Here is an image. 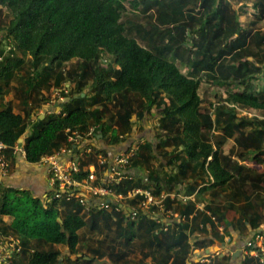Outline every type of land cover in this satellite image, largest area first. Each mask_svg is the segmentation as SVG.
Returning a JSON list of instances; mask_svg holds the SVG:
<instances>
[{
	"label": "trees",
	"instance_id": "16d2710c",
	"mask_svg": "<svg viewBox=\"0 0 264 264\" xmlns=\"http://www.w3.org/2000/svg\"><path fill=\"white\" fill-rule=\"evenodd\" d=\"M113 2L0 0V10L7 7L11 16L5 44L0 41V60L8 54L0 64V141L8 147V175L16 166L15 148L23 142L27 119L50 102L44 96L38 103L31 104L28 99L46 88L60 92L66 101L59 113L49 111L44 119H38L33 134L24 139L28 163H40L64 149L78 150L70 138L80 135L89 140L85 141L86 150L91 149L90 154L85 152L88 160L80 158L81 165H93L98 176L94 185L106 186L102 179L110 163L99 165L98 157L110 162L116 154L129 150L131 144L119 145L137 122L156 111L163 116L158 125L164 134L157 143L145 142L129 166V170L146 171L147 181L154 186L126 178L112 189L124 196L134 189H150L157 196L178 193L183 187L185 196L198 192L196 199L181 202L166 196L161 203L164 211L154 205L146 212L141 207L145 197L136 195L127 198V206L117 211L118 206L109 210L94 204L85 207L79 199L67 200V195L56 199L53 190L42 199L30 189L0 182V237L17 236L22 242L20 253L14 254L10 264H63V253L54 248L56 245L77 255V262L71 255L65 257L71 263L94 264L108 257L112 264H128V253L118 247L128 249L133 242L144 249L142 261L136 264H148V259L151 264H188L191 252L197 250L210 262H200L195 256L193 264H231L230 255L212 259L214 254L207 250L225 243V237L234 239L233 234L247 241L249 234L256 232L253 246H246L251 250L257 236H264L259 232L264 223V173L239 162H263L264 119L240 117L229 106L264 113V89L257 91L254 84L264 76V30H245L234 0L147 1L145 12L156 9L149 29L136 22H122L125 7L118 0L120 11H116ZM253 10L258 22L262 21L264 0H255ZM103 53L112 57L106 69L100 66ZM27 57L31 63L26 77L21 76L24 87L17 90L25 99L21 112L16 113L12 104L4 103L3 94L12 78L19 76ZM72 60L79 62L74 72H54ZM177 60H186L188 74L181 72ZM203 76L228 87L225 103L216 104L213 113L202 107L199 89ZM91 130L95 134L87 136ZM214 131L222 134L215 144L211 140ZM98 136L104 147L93 145ZM228 139L236 140L239 148L225 154L222 148ZM161 148L165 150L160 153ZM153 161H160L162 169L153 168ZM87 176L88 172H82L77 179ZM199 182L204 187L199 188ZM207 191H212L213 198L221 193L227 196L223 203H207L201 210L197 205ZM126 209L137 211V219L132 220ZM167 211L173 214L167 216ZM231 211L237 214L235 222L226 219ZM224 224L221 235L218 227ZM107 232H114L116 238ZM195 232L199 237L191 244ZM101 235H105L103 240ZM263 260L260 250L259 256L248 255L242 264H264Z\"/></svg>",
	"mask_w": 264,
	"mask_h": 264
},
{
	"label": "rangeland",
	"instance_id": "374dc122",
	"mask_svg": "<svg viewBox=\"0 0 264 264\" xmlns=\"http://www.w3.org/2000/svg\"><path fill=\"white\" fill-rule=\"evenodd\" d=\"M114 1L113 2V7L116 11H120V6H119V2L118 0H111ZM122 1L125 10L122 11V17H121V21L124 23H139L142 26L146 27V29H149V24L150 22L154 19V16L156 14V9L150 10V11H144L145 8V2L148 3L150 0H120ZM148 1V2H147ZM255 4V0H234V6L235 9L239 12V21L242 23L243 28L245 30H250L252 29L253 31H263L264 30V19L260 22H258L257 17L254 15V10H253V5ZM137 5V6H136ZM241 9V10H240ZM153 18V19H152ZM11 16H10V12L8 11L7 7H1L0 10V41H4L5 35H6V27L8 26L9 22H10ZM134 36H137V34L135 33ZM7 42V41H6ZM8 43H11L10 41H8ZM3 44H5V41L3 42ZM192 41H189V45L190 47L192 46ZM183 50L179 51V53H182ZM188 53V52H185ZM8 54H6L7 56ZM6 56L2 57V59L0 60V64L1 62L5 61ZM112 57H110L109 55H107L106 53H103L101 56V61H100V66L104 69H106L108 63L110 62ZM185 59H188V54L186 55ZM26 64L20 69V74L19 76L13 77L12 81L10 82V85L7 86L4 91L5 94H3V98H4V103H10L13 105V110L14 112L18 113L20 111V107H23V101L25 98L22 97V95L17 91L18 89H20L24 83L22 82L21 76L23 75L24 77H26V72L29 69L30 63H31V58L27 57L26 58ZM186 60L184 61H180L177 60L175 61V64L180 68L181 72L183 74H188V72L190 71V69L188 68V66L185 64ZM79 66V62L77 60H72L69 62H63L61 64V66L56 67L55 68V73H59V72H63V73H68L70 72H74ZM92 82V80H89V85ZM50 85V82L48 83ZM256 85L257 91H262V89H264V76L255 81L254 83ZM89 85H86L84 89H88ZM68 86V85H67ZM24 87V86H23ZM227 86H223V85H218V84H213L211 83L209 80H207L206 77H202V82H201V86L199 89V95L203 101L202 103V107L208 111H210L211 113H213L214 110V106L218 103H225V99L227 98ZM231 89L233 90H240L238 87L236 86H231ZM60 93V92H59ZM61 97H63V94H60ZM49 97L50 98V104L52 105V102L56 103V101L58 100V97L56 95V92L53 91V89L50 91H46V88H42L41 90H39V93H33L32 97L29 100V103H35V102H40L42 97ZM64 98V97H63ZM48 103V104H49ZM229 105V104H228ZM230 107L235 108V110L238 112L240 117H246L249 119H264V113L254 110V109H246V108H242L241 106L238 105H234V104H230ZM52 107V106H51ZM54 108V107H53ZM43 108L38 109L37 111L34 112L35 114V119L33 120L32 117H30L29 119H27V123H28V127H27V131L26 134L28 133L29 136L32 135L33 130H34V125L36 123V121L39 119V115H41L43 113ZM57 111L58 113L60 112V109L58 110H54ZM21 112V111H20ZM47 115V113H46ZM110 115V114H109ZM163 116L160 113H157L156 111L150 115H148L144 120H140L139 122H137V125L134 127V131L132 132V134L130 136L127 137V139H135V141L140 142V147L142 145L145 144V142H153V143H157L158 141V137H160L161 135L164 134L163 129H161L158 125V123L160 122L161 118ZM136 120V118L134 117V121ZM92 134L90 136H93L95 133L94 131L91 132ZM222 134L218 131H214L211 133V140L212 142L215 144L218 141H220ZM96 143V147H101L100 143L102 145L103 141H101V139H95ZM104 145V143H103ZM95 146V145H94ZM239 145H237L236 140H226L223 144V151L225 152V154H229L231 149H238ZM181 148H179L180 150ZM165 150V148H161L159 150V152H163ZM168 151H171V148L167 149ZM178 150V151H179ZM140 151V149H139ZM177 151V152H178ZM91 149H88L86 151L87 154H90ZM157 151V154L159 153ZM82 159H84L85 161L88 160L87 156L85 154L81 155ZM103 157L99 156L97 159V162L100 165V162L102 161ZM236 161H239L238 158H234ZM240 164H242L244 167H247L248 169L257 171L258 173H264V160L262 163H256L254 161H239ZM153 168H158V169H162V165L160 161H153ZM160 171H164V170H160ZM134 172V176L136 178V180H142L143 183L145 185H153L155 183L152 184V182L147 181V173L144 170H133ZM98 177V176H97ZM161 177H163V175H161ZM154 186V185H153ZM199 188L204 187V183L203 182H199ZM178 193H171V194H167V193H163L161 195H163L164 197L166 196H170L172 199H179L181 202H184L185 199V194H184V189L183 187H179L178 188ZM212 191H207L206 193L204 192L201 196H200V203L198 204L199 206L201 205V207H204V205L207 203H215V204H219V203H223L225 201V197L227 196V193H221L220 196L213 198ZM198 193V192H197ZM197 193H195L193 196H190L189 199L195 200ZM184 195V196H183ZM160 197V196H159ZM157 199V198H156ZM147 201V199H146ZM122 204L127 206L126 203V199L122 201ZM197 205V206H198ZM124 212H128V210L126 209ZM226 219L230 222H235L237 219V214L234 213L233 211L227 213V217ZM8 221V223H10V220H6ZM219 227L223 228L222 231H220ZM218 227V230L220 233H225V227L226 225H220ZM230 231L232 232V230L230 229ZM262 232H264V223L262 224ZM83 232L87 233V229L83 230ZM108 233V232H107ZM246 233V231H245ZM109 234V233H108ZM247 234V233H246ZM111 236V238H116V234L110 233L109 234ZM251 234H249L250 236ZM100 240H103L105 238V235H101L99 236ZM228 238V237H227ZM195 239H197V237L195 238L194 236L190 237V243L193 244ZM233 240V239H232ZM232 240L229 241V243L232 242ZM3 241H8L9 245L11 247H13L15 245V250L12 255V257L8 260L7 264H10L12 262V260L14 259V254H19L21 249H22V242L20 237L17 236H7V237H0V242ZM13 241L15 242V244H12ZM90 241L89 243L92 242V238L91 236H89L88 240ZM86 241V243H87ZM225 243H228L225 240ZM220 243H217L216 245L212 246L210 248V251L213 255L212 259H217L218 255H221L222 253L228 254L231 257V264H242L243 259L248 256H259L260 255V250L262 251V253L264 254V236H259L256 241H255V249H249L244 253V256H240L235 260H232V255L235 252L232 251H226L223 250L220 246ZM83 244L80 243L79 248L82 247ZM94 248H96L98 246V244H93ZM50 247H46V249H49ZM55 249L61 251L63 253L62 256V261L63 264H76V263H71L68 261H65V257L70 256V250L66 247V246H62V245H56L54 247ZM104 249V248H103ZM120 249H122L123 251L128 253V256L126 257V260L128 264H136L140 261H142V253L144 251V249L137 244V242H133V244L128 248L125 249L123 248H119L118 247V251H121ZM230 249V248H229ZM243 249V248H242ZM105 250V249H104ZM232 253V254H231ZM204 253L200 250H197L196 252L192 251L190 254V259L188 261V264H193L192 263V259L195 258L196 259L199 258L201 260V258L203 260V262H210L207 259H204L203 256ZM202 256V257H201ZM71 259L75 262H77L78 257L77 255H71L70 256ZM77 257V259H75ZM148 264H151V259H148L146 261ZM264 262V260H263ZM78 264H82V263H78ZM94 264H112V261L108 258L105 257L104 259H100L97 260Z\"/></svg>",
	"mask_w": 264,
	"mask_h": 264
},
{
	"label": "built area",
	"instance_id": "2783aa9c",
	"mask_svg": "<svg viewBox=\"0 0 264 264\" xmlns=\"http://www.w3.org/2000/svg\"><path fill=\"white\" fill-rule=\"evenodd\" d=\"M92 132V130H91ZM89 133L87 136H90L92 133ZM70 141H74L75 147H78L79 144L86 141L80 135L71 137ZM7 145L0 141V169L3 176L8 175L9 162L6 158ZM140 149V142L135 141L131 144V148L127 151L120 152L116 154L111 161H107L105 158L102 159L100 165L105 163H110V168L102 179L106 186H96L94 182L97 180L96 169L93 165L82 166L79 158H72L69 160H62L61 156L63 154H72L73 150H62L60 153H57L52 156H47L42 159V162L48 165L49 178L51 183V190L54 191V197L56 199L62 198L64 195H67V200L72 198L79 199L81 204L85 207L91 204H94L99 209L109 210L113 206H118L117 211L124 208L122 201L127 198H132L136 195H143L145 201L141 203V207L144 211L149 212L151 207L157 205L164 211L163 206L161 205L162 201L166 198L163 195L156 196L153 194L152 190L146 189H134L128 192L127 196L122 194H117L113 189L115 183H120L124 179H135L134 173L129 170L131 159L136 156ZM15 151L18 154H25L22 146H17ZM82 172H88V176L82 180H78L77 176ZM184 196V195H183ZM157 198V199H156ZM190 197L185 196L184 201ZM147 199V201H146ZM129 211V210H128ZM130 212V211H129ZM131 219H137L138 212L132 210L130 212ZM129 214V215H130ZM165 214V213H164ZM173 213L167 211L166 215L170 216ZM176 217L177 215L174 214ZM167 221V220H164ZM222 231V227L220 228ZM224 234V233H223ZM221 233V235H223ZM259 236H257L258 238ZM227 242L230 241V238L225 237ZM12 244H15L13 241ZM246 246H253L251 241L246 244ZM243 248V252L247 251V247ZM255 247V245H254ZM15 245L11 247L8 241L0 242V264H7L8 260L12 257L14 252ZM203 260V259H201ZM200 262H203L201 261Z\"/></svg>",
	"mask_w": 264,
	"mask_h": 264
},
{
	"label": "crops",
	"instance_id": "0c3cea01",
	"mask_svg": "<svg viewBox=\"0 0 264 264\" xmlns=\"http://www.w3.org/2000/svg\"><path fill=\"white\" fill-rule=\"evenodd\" d=\"M56 95L58 97V100L56 103L52 102V105L49 103L43 107V113L39 115V119H44L46 116V113H50L49 111H54L58 109H62L61 104H63L66 100L61 97L59 92H56ZM52 106V107H51ZM54 107V108H53ZM57 112V111H56ZM35 114H33V120L35 119ZM34 131V130H33ZM33 134V133H32ZM29 137V134H25L24 139ZM99 139H101L100 136H98ZM23 139V142L20 144V146H24L25 140ZM89 143V140H87ZM86 141V142H87ZM86 142H82L81 144L78 145V150L73 151L72 154H63L61 156L62 160H69L72 158H79L82 157V154H86L85 152L86 148H88ZM135 142V139H126L124 143L120 144L119 146H124L127 147L128 145L132 144ZM96 141H94L93 145L96 146ZM100 146L104 147L103 143ZM133 172V170H131ZM134 173V172H133ZM0 182H3L6 186L9 187H14L18 189H30L33 191L35 196H38L42 199L46 198V194L48 191L51 190V183H50V178H49V172H48V165L44 162H40L37 164H31L26 161V156L25 154H18L17 158V163L16 166L9 175L3 176L2 171L0 169ZM164 193V192H163ZM159 196V195H157ZM199 209H203L201 205H198ZM234 239L232 240L231 243H226L228 246L227 251H236L238 249H242L241 245L246 241L243 240L240 235L233 234ZM191 236L199 237L198 232L193 233ZM230 248V249H229ZM225 253H222L221 255L223 256ZM232 254V253H231ZM241 256H244V253H242Z\"/></svg>",
	"mask_w": 264,
	"mask_h": 264
},
{
	"label": "water",
	"instance_id": "95a60500",
	"mask_svg": "<svg viewBox=\"0 0 264 264\" xmlns=\"http://www.w3.org/2000/svg\"><path fill=\"white\" fill-rule=\"evenodd\" d=\"M21 144V143H20ZM259 232H262V231H259ZM256 234V232H252L251 235L247 238V241H245L243 243V246H246L247 243H249L251 241V239L253 238V236ZM219 246L223 249V250H226L228 249V245L226 243H220ZM243 253V249H238L236 250L233 255H232V260H235L237 259L238 257H240ZM207 254H211V251L210 250H207ZM77 259V257L75 258ZM89 259V258H87Z\"/></svg>",
	"mask_w": 264,
	"mask_h": 264
}]
</instances>
